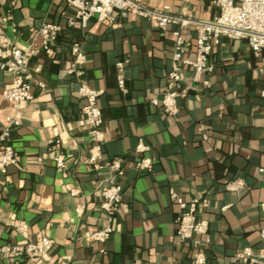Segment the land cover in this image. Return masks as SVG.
I'll list each match as a JSON object with an SVG mask.
<instances>
[{
	"label": "crops",
	"instance_id": "1",
	"mask_svg": "<svg viewBox=\"0 0 264 264\" xmlns=\"http://www.w3.org/2000/svg\"><path fill=\"white\" fill-rule=\"evenodd\" d=\"M137 1L191 20L219 15L215 0ZM71 14L66 0H0V40L27 47L43 23L62 26L51 56L39 52L32 59L41 73L33 82L35 98L21 106V124L12 132L18 161L0 172V246L47 236L54 242L50 264H192L190 244L175 242V191L205 204L198 215L209 224L207 264H241L236 257L247 247L258 253L264 226V76L247 41L222 38L210 57L212 71L199 82L186 69L179 113L168 117L151 101L166 89L179 26L162 30L131 17L116 27L93 20L81 30L66 26ZM185 34L197 35L191 24ZM75 42L87 55L85 81L100 92L103 162L121 158L125 167L121 184L130 211L114 216L106 242L87 239L107 225L99 192L114 178L108 168L97 171L88 163L84 102L76 78L67 73ZM120 63L125 91L118 85ZM11 78L0 70V129L15 114L2 96ZM53 138L61 141L62 170L53 160ZM140 142L146 151H137ZM143 158L153 168L139 173L134 164ZM232 181H242L243 189L228 191ZM20 225L26 228L19 231Z\"/></svg>",
	"mask_w": 264,
	"mask_h": 264
},
{
	"label": "built area",
	"instance_id": "2",
	"mask_svg": "<svg viewBox=\"0 0 264 264\" xmlns=\"http://www.w3.org/2000/svg\"><path fill=\"white\" fill-rule=\"evenodd\" d=\"M72 14L66 19L68 28L86 30L94 20L97 23L116 27L120 20L141 18L150 21L155 26L166 30L170 25L179 29L173 32L174 52L171 68L167 74V85L162 96L151 101L153 106L161 108L164 115L175 117L179 113L180 87L185 78V70L193 73V80L199 82L203 75L212 71L210 57L215 47L221 44L222 38L246 40L254 57L258 60V70L264 76V0H215L219 15L212 21L191 20L185 17L170 15L168 8L150 9L137 0H66ZM6 22V19H4ZM193 25L196 31L195 39L188 38L185 30ZM62 26L57 23L45 22L29 40L27 47L13 44L10 40H0V70L11 74V81L4 87L3 99L13 105L15 114L8 116L0 129V172L5 173L10 166L16 165L18 156L12 146V132L21 124V106L33 100V82L40 75L41 68L32 65V59L43 52L51 56L52 45L57 40ZM72 62L67 70L78 82V95L83 100L81 113L87 126L90 141L88 163L94 170L107 169L112 173L114 182L103 187L99 192L100 209L107 216V225L90 234L87 239L106 242L113 233V219L116 214H128L129 205L124 201L121 178L125 167L121 158L111 162H103V144L105 140L104 120L97 100L100 92L92 90L84 79V67L87 55L81 50L79 43L71 45ZM119 88L125 91V79L122 73L124 65L118 64ZM206 83V82H205ZM38 86L45 89L39 82ZM264 98V90L261 91ZM54 162L59 170L65 168L64 156L60 153L61 141L53 138L50 141ZM148 147L140 142L137 151H146ZM139 173L149 172L153 168L151 159L143 158L134 164ZM242 181H232L226 185L228 191L237 192L243 189ZM72 195H76L73 191ZM172 202L178 207L176 217V244H190L195 252L192 264H207L204 247L209 244L207 238L208 221L199 217V206L205 205L198 199L187 201L174 192L170 193ZM264 212V202L261 204ZM26 228L18 226L19 231ZM261 246L258 253L247 247L240 252L236 260L241 264H264V226L259 232ZM54 242L47 236H42L36 242L24 245L2 244L0 246L1 264H50ZM131 264H138L133 262ZM140 264V263H139Z\"/></svg>",
	"mask_w": 264,
	"mask_h": 264
}]
</instances>
